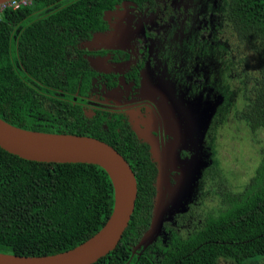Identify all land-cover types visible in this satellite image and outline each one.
<instances>
[{
    "label": "flooded vegetation",
    "instance_id": "flooded-vegetation-1",
    "mask_svg": "<svg viewBox=\"0 0 264 264\" xmlns=\"http://www.w3.org/2000/svg\"><path fill=\"white\" fill-rule=\"evenodd\" d=\"M71 2L64 0L39 11L35 19L46 21L49 13ZM93 2L103 8L90 11L81 31L73 26L74 31L67 34L64 51L68 61L55 63L62 69L58 86L30 82L41 96L57 97L69 108L80 110L92 128L101 126L109 137L120 133L122 137H134L137 145L148 151L156 168L150 225L162 189L160 168L170 167L172 191L165 193L160 233L147 247L141 245L136 250L142 255L152 245L157 255L164 257V247L192 237L203 227L207 214L227 204L225 191L234 195L242 192L253 176L247 173L242 182L233 176L230 184L221 147L224 126L229 125L235 134V123L245 125L247 138L254 140L256 135L254 141L264 144L245 114L258 80V63L252 50L255 42L251 37L244 39L240 32L234 0ZM33 3L31 0L25 6ZM62 24L52 27L56 29L54 35L60 33ZM22 27L17 26L13 39ZM102 36L105 38L101 40ZM49 116L45 112L41 118ZM253 148L256 150V145ZM153 150L159 159H155ZM233 160L239 161L235 157ZM197 180L201 192L192 197V190L187 191ZM173 196L174 216L169 218ZM218 264H264V255L241 262L220 257Z\"/></svg>",
    "mask_w": 264,
    "mask_h": 264
},
{
    "label": "trees",
    "instance_id": "trees-1",
    "mask_svg": "<svg viewBox=\"0 0 264 264\" xmlns=\"http://www.w3.org/2000/svg\"><path fill=\"white\" fill-rule=\"evenodd\" d=\"M62 1L34 0L31 6L1 12L0 117L23 128L99 138L129 161L138 182L134 213L117 247L93 264H218L220 257L241 262L264 255V144L242 192L225 191L227 204L206 215L200 234L164 247V257L152 245L142 255L133 253L150 225L153 208L156 168L148 151L134 137H122L123 133L109 137L101 126L92 128L80 110L57 97L41 96L30 82L58 86L62 69L55 63L68 61L67 34L74 31L73 26L81 31L90 11L103 8L93 0H72L49 13L48 20L35 19V13ZM234 1L240 32L255 42L258 80L245 114L257 133L264 129V0ZM20 24V35L13 39ZM61 24L60 33L54 35L52 27ZM45 112L50 115L47 119L41 118ZM113 207L114 187L101 166L28 160L0 146L1 252L39 256L74 248L103 227Z\"/></svg>",
    "mask_w": 264,
    "mask_h": 264
},
{
    "label": "water",
    "instance_id": "water-1",
    "mask_svg": "<svg viewBox=\"0 0 264 264\" xmlns=\"http://www.w3.org/2000/svg\"><path fill=\"white\" fill-rule=\"evenodd\" d=\"M7 1L10 0H0V5ZM104 38L102 36L101 40ZM0 146L28 160L99 165L108 173L114 187L111 215L103 227L86 241L69 250L50 255H17L0 251V264H93L117 247L131 221L138 196L135 172L121 152L108 142L93 136L23 128L1 117ZM152 152L155 159H159L155 151ZM160 169L162 189L155 200L152 222L133 253L141 245L147 247L151 244L163 225V205L167 202L165 193L168 189L172 191V187L168 179L170 167L164 165Z\"/></svg>",
    "mask_w": 264,
    "mask_h": 264
},
{
    "label": "rangeland",
    "instance_id": "rangeland-1",
    "mask_svg": "<svg viewBox=\"0 0 264 264\" xmlns=\"http://www.w3.org/2000/svg\"><path fill=\"white\" fill-rule=\"evenodd\" d=\"M228 122H229L228 119H226L224 121V124L227 125ZM235 125L236 127L238 125V131L235 134H233L232 131H230L229 125H227V127L224 126L223 136H222L223 143L221 147L222 165L225 166L226 172H228L231 178L230 179L228 177L230 184L233 176L237 177V182H242L246 180L247 178L246 174L250 173L251 171L250 166L254 164L256 157L258 155V152L253 148V145H256L257 149L261 146V144L254 141L255 140L254 135H253L254 140H252V137L247 138L245 133L246 128L243 123H237V124L235 123ZM226 129L228 131H226ZM257 138L263 140L264 143V130L258 131ZM249 144L251 147L249 146ZM237 145H239V147ZM233 157L238 159L241 163H239V161L233 160ZM251 172L253 173V171ZM235 182L236 181H234V183L232 184L235 185ZM186 186H188V184ZM199 187H200V181L197 180L193 183L192 187L189 188L187 192H190V190H192L191 191L193 193L192 197H196L201 192V189ZM175 201H176L175 198H172L169 201V211L167 212L169 218H172L174 216L172 210H173V203Z\"/></svg>",
    "mask_w": 264,
    "mask_h": 264
},
{
    "label": "built area",
    "instance_id": "built-area-1",
    "mask_svg": "<svg viewBox=\"0 0 264 264\" xmlns=\"http://www.w3.org/2000/svg\"><path fill=\"white\" fill-rule=\"evenodd\" d=\"M28 3H31V0H10L7 2H4L0 5V14L2 11L12 8V9H18L20 7H23L27 5Z\"/></svg>",
    "mask_w": 264,
    "mask_h": 264
}]
</instances>
